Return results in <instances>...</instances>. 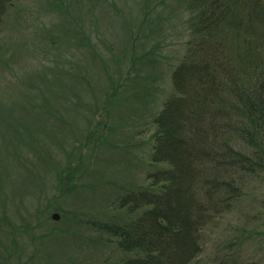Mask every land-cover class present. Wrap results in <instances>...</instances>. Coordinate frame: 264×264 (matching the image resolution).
<instances>
[{
  "label": "rangeland",
  "instance_id": "rangeland-1",
  "mask_svg": "<svg viewBox=\"0 0 264 264\" xmlns=\"http://www.w3.org/2000/svg\"><path fill=\"white\" fill-rule=\"evenodd\" d=\"M181 0H21L0 30V264H118L103 229L143 188L152 121L186 52ZM194 264H264V174ZM58 214L59 220L53 219ZM237 258V259H238ZM233 259V260H231Z\"/></svg>",
  "mask_w": 264,
  "mask_h": 264
},
{
  "label": "trees",
  "instance_id": "trees-1",
  "mask_svg": "<svg viewBox=\"0 0 264 264\" xmlns=\"http://www.w3.org/2000/svg\"><path fill=\"white\" fill-rule=\"evenodd\" d=\"M20 1L0 0V30ZM181 1L186 52L151 123L160 168L117 198L131 217L103 226L129 255L118 264H194L206 230L264 174V0ZM238 257L229 264H263Z\"/></svg>",
  "mask_w": 264,
  "mask_h": 264
},
{
  "label": "water",
  "instance_id": "water-1",
  "mask_svg": "<svg viewBox=\"0 0 264 264\" xmlns=\"http://www.w3.org/2000/svg\"><path fill=\"white\" fill-rule=\"evenodd\" d=\"M59 218H60V217H59L58 214H54V215H53V219H55V220H59Z\"/></svg>",
  "mask_w": 264,
  "mask_h": 264
}]
</instances>
